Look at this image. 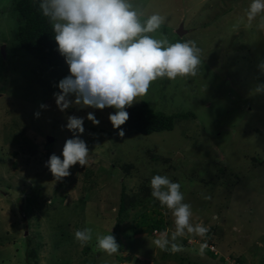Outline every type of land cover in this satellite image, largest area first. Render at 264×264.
Wrapping results in <instances>:
<instances>
[{
	"label": "rangeland",
	"instance_id": "374dc122",
	"mask_svg": "<svg viewBox=\"0 0 264 264\" xmlns=\"http://www.w3.org/2000/svg\"><path fill=\"white\" fill-rule=\"evenodd\" d=\"M13 1L0 0V264H32L25 257L31 249L36 251L37 264H179L181 257L189 264H237L236 260L260 264L264 260V90L256 89L264 85L259 68L264 64V30L258 28L260 16L251 25L247 21L251 0H132L144 13L142 19L153 13L166 17L152 35H164L171 43L195 41L202 64L195 77L154 81L147 95L131 106L146 102L157 113L180 114L172 131L134 133L117 140L111 137L114 131L108 119L114 108H58L53 94L69 75L68 66L65 62L57 68L40 65L13 46L15 30L13 36L8 30ZM181 23L186 34L179 37L175 31ZM89 112L98 125L87 120ZM69 116L84 118L83 133L67 129ZM74 135L86 142L88 163L72 166L69 176L56 180L46 166L48 157L55 154L62 159L64 143ZM47 137L54 138L48 146ZM108 149L106 158L102 152ZM149 156L171 159L170 168V162L163 160L146 166ZM137 158L143 169L139 173L131 169L132 178L126 179L122 166L136 164ZM146 167L149 173L153 167L160 174L169 168L168 178L177 180L184 202L192 206L191 223H202L210 229L209 235L201 239L186 232L175 241L182 251L173 253L170 247L162 251L153 240L166 232L171 243L175 224L171 211L161 206L151 211L153 217H139L137 222L141 228L156 218L160 227L156 235H133L132 220L143 208L129 212L126 221L116 225L122 193L135 194L133 186L138 185L137 192L140 186L147 187L146 196H151V179L142 175ZM236 176L240 183L233 179ZM219 177L224 185L217 191L206 185ZM27 183L29 192L24 190ZM84 228L92 229V240L81 246L74 230ZM97 234H112L123 253L120 248L113 255L99 250ZM205 242L208 249L209 242L215 246L216 258L208 256L205 248L201 252Z\"/></svg>",
	"mask_w": 264,
	"mask_h": 264
},
{
	"label": "clouds",
	"instance_id": "9594fccd",
	"mask_svg": "<svg viewBox=\"0 0 264 264\" xmlns=\"http://www.w3.org/2000/svg\"><path fill=\"white\" fill-rule=\"evenodd\" d=\"M38 10L51 25L57 51L69 70V75L57 85L60 91L53 94L56 105L61 111L73 105L100 110L114 108V114L108 117L114 129L125 124L129 119L125 109L141 101L154 81L195 77L202 64L201 49L195 41L171 43L164 35L159 38L152 35L165 24L166 17L153 13L142 19L144 13L132 0H38ZM261 14H264V0H251L246 9L249 25L260 16L258 28L264 30V15ZM259 68L264 72V64ZM261 90L264 85L256 89L257 92ZM40 107L47 106L41 104ZM35 115L38 117L39 113ZM86 118L94 125L100 123L91 112ZM83 122L84 118L69 116L66 127L74 133H83ZM117 134L125 135L122 129ZM89 153L86 142L74 135L65 141L62 159L52 154L46 166L56 180H61L70 175L72 166H85ZM150 187L151 196L161 207L171 211L175 224L172 242L166 232L160 233L153 240L156 247L162 251L170 247L175 253L182 251L175 241L186 232L201 239L207 236L208 227L191 223L192 206L184 202L178 182L166 175H154ZM74 238L85 246L92 240V229L74 230ZM96 244L108 255L119 250L112 234H97ZM206 247L205 242L201 252Z\"/></svg>",
	"mask_w": 264,
	"mask_h": 264
},
{
	"label": "trees",
	"instance_id": "16d2710c",
	"mask_svg": "<svg viewBox=\"0 0 264 264\" xmlns=\"http://www.w3.org/2000/svg\"><path fill=\"white\" fill-rule=\"evenodd\" d=\"M12 7H13L12 16L14 18L12 17L13 19L12 18L10 19L8 30L12 32V36L15 30V34L13 36V42H12L13 46L24 51V53H26L31 58H33L35 61H37L40 65L48 66L49 68H57L61 66L62 64H64L65 62L64 58L57 51V45L54 40V34L52 33L51 25L49 24L47 18H45L38 10V0H15L12 2ZM4 44H5V50H7L8 46L6 45V43ZM236 44L238 43L236 42ZM238 49L240 48H237L236 50ZM47 71L49 72V70H45V72ZM42 78L48 80V77H46L44 74ZM126 111L129 114V119L125 122V124L120 126V129L113 128L114 132L111 135V137L115 140L119 139L117 137H121V136H116V137L114 136L116 130L120 131L121 129L125 133L124 136H130L134 133L139 134V135L149 136L150 134H153V133L172 131L175 124L177 123V119L181 117L180 114L168 116L162 113H157L153 111V109H151V107H149L146 102H142L136 106L130 107L126 109ZM109 152H110V149L104 150L102 152V156L108 158L105 154ZM263 152H264V148L262 149V153ZM140 160L141 158H137L135 162L136 164H132V166H130L131 164L122 166V168L125 171L124 175L126 179L132 178V176H130V173H129L131 169H134L133 170L134 172L137 171L136 173H139L140 169H143L142 168L143 166H141L140 164ZM142 160L143 161L145 160L144 157L142 158ZM153 160L154 161H159V160L167 161V162H170L169 168L171 166V161H169L171 159H161L159 158V156L156 158H154L153 156H149V160L146 159L147 161L146 166H151L153 163ZM169 168H168V171H169ZM145 169L146 170H144L142 175H145L147 178H150V179L154 175H166L167 177L169 175V174H166L168 171L165 168L162 170L161 174L153 167H152L151 173H149V171L147 170L149 169L148 167H146ZM147 173H148V176H147ZM221 179L222 178L217 179V180L210 179L209 182L206 183V185H213L212 188L216 189L217 191L218 190L217 187L224 185V184H221ZM233 179H235L239 183L241 182V178L238 179L237 176L236 178L234 177ZM229 180H230V173H229ZM171 181L175 182L177 180L173 178L171 179ZM228 184L230 183L228 182L227 185ZM137 186L138 185L133 186V189H135V194H133L132 192L131 193L127 192V196H125V193H122V195L119 197V206L117 208V220L118 221L116 225L122 224L124 221H126V219L128 218L129 212L131 213L136 208H139V209L143 208L142 213L136 214L137 215V216L135 215L136 218L132 220L133 225L134 224L136 225L133 235L135 237L140 236L141 234L152 235L154 232L157 233L160 229L159 225L157 224L159 222L156 218L151 219L152 223L150 225L146 224L144 227L142 226L141 228L138 227L140 225H138L137 222L141 221L140 219L141 217H146V218L148 216L153 217L151 211H153V209H157L161 205L159 204L157 200L152 199L151 196H146V194L148 193L147 187L142 188L140 186L137 192ZM149 192H151V190H149ZM64 194L67 195L68 193H64ZM209 197L210 196H206V198H209ZM214 197H217V196H214ZM136 219H139V220H136ZM207 235H209V233ZM186 241L187 239H185L183 243ZM119 243L121 242L119 241ZM209 243L212 244L211 242ZM119 248L121 249L122 247L119 246ZM119 251L121 253L122 249ZM34 252H35V255H33ZM205 252L208 256L210 255L212 258H216L217 256V253L210 251L208 248H205ZM36 256H37L36 251L31 249L27 251L25 257L27 258L28 261L32 260L33 261L32 264H37ZM177 260H179V264H184V263L189 264L190 263V261H187L183 257ZM221 260L223 259L221 258ZM236 262L237 264H241L240 260H236ZM88 264H90V262ZM149 264H152V263L149 262ZM260 264H264V260Z\"/></svg>",
	"mask_w": 264,
	"mask_h": 264
},
{
	"label": "water",
	"instance_id": "95a60500",
	"mask_svg": "<svg viewBox=\"0 0 264 264\" xmlns=\"http://www.w3.org/2000/svg\"><path fill=\"white\" fill-rule=\"evenodd\" d=\"M183 27H184V26H183V24L181 23V24L178 26L177 30L175 31L176 35H178L179 37H182L184 34H186V31H184V28H183ZM4 48H5V46H2V47H1V54H2L3 57H5V51H4ZM53 142H54V138H52V137H47V138H46V145H47V146H48V145H51ZM29 189H30V183H27V184L25 185L24 190H25V192H29Z\"/></svg>",
	"mask_w": 264,
	"mask_h": 264
},
{
	"label": "built area",
	"instance_id": "2783aa9c",
	"mask_svg": "<svg viewBox=\"0 0 264 264\" xmlns=\"http://www.w3.org/2000/svg\"><path fill=\"white\" fill-rule=\"evenodd\" d=\"M209 249L211 250V251H214V247L212 246V245H209ZM216 253V252H215Z\"/></svg>",
	"mask_w": 264,
	"mask_h": 264
}]
</instances>
